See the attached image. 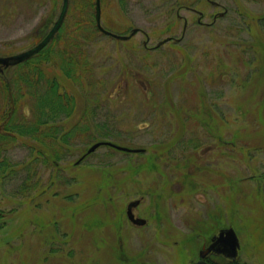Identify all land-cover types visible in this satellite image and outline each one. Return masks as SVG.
<instances>
[{"label":"rangeland","instance_id":"rangeland-1","mask_svg":"<svg viewBox=\"0 0 264 264\" xmlns=\"http://www.w3.org/2000/svg\"><path fill=\"white\" fill-rule=\"evenodd\" d=\"M217 1L219 7L207 0H102L105 28L141 31L128 40L104 34L90 47L102 86L97 90L81 93L59 69H49L77 98V110L64 125L85 121L94 137L105 127L109 135L99 138L146 151L102 145L75 164L89 147L76 137L58 171L38 165L35 179L40 183L25 198L19 187L34 168L18 166L0 181V208L12 210L0 229V264H120L115 228L124 219L112 218L140 197V186L142 191L158 189L164 182L173 189L172 195H163L170 215L181 219L213 211L223 189L224 201L215 207L237 229L241 259L264 264V189L242 193L249 187L244 183L253 189L251 175L264 171V147L258 148L264 145V0ZM62 5L63 0H0V56L31 48L39 26L51 20V28ZM187 7L202 11L206 23L214 13H226L205 26ZM169 36L182 39L157 46ZM97 92L100 97L94 99L103 107L82 120L85 103ZM223 134L224 144L217 145ZM27 141L11 146L7 157L14 163L27 161L32 155V141ZM137 166L145 172L142 185ZM239 196L247 201L241 203ZM165 213L162 204L160 216ZM132 232L125 235L123 247L141 250L145 244ZM178 240L168 250L175 246L173 262L189 264L198 243L191 233ZM159 256V264H172L171 259L165 262V254Z\"/></svg>","mask_w":264,"mask_h":264},{"label":"trees","instance_id":"trees-1","mask_svg":"<svg viewBox=\"0 0 264 264\" xmlns=\"http://www.w3.org/2000/svg\"><path fill=\"white\" fill-rule=\"evenodd\" d=\"M95 3V0H77L73 6L69 0L65 20L53 39L30 58L0 70V181L18 170V166L25 169L31 165L30 171L35 170L23 179L18 191L23 198L30 196L40 183V179H35L38 165H53L58 170L59 161L71 153L76 137L90 146L104 140L98 135H109L108 128L96 124L100 129H96L98 134L94 137L85 121L65 127L64 120L77 110V98L64 87L57 74L49 73L51 67L59 69L66 79L82 89L81 93L102 87L90 50L105 34L96 24ZM50 23L51 20L44 21L39 26L37 42L47 34ZM93 96L85 103L82 120L94 117L103 107L99 98L94 99L100 97V92ZM28 139L32 141L31 157L23 162L11 161L7 157L8 149L16 143L26 144ZM11 212L0 208V229L7 224L6 216Z\"/></svg>","mask_w":264,"mask_h":264},{"label":"flooded vegetation","instance_id":"flooded-vegetation-1","mask_svg":"<svg viewBox=\"0 0 264 264\" xmlns=\"http://www.w3.org/2000/svg\"><path fill=\"white\" fill-rule=\"evenodd\" d=\"M209 3H212L214 7L220 6V3L217 0H207ZM239 5V4H238ZM190 8V7H187ZM191 11H194L199 14V17L197 19L199 24H203L205 26L212 25L215 19H217L219 16H223L226 13V10L218 11L217 13L213 14L214 20L211 22H202V18L204 16L203 12L197 11L195 9L190 8ZM177 16L180 18L182 17L177 11ZM188 20L186 17H184V29L188 26ZM168 38V37H167ZM182 37L174 38L172 36L169 37V40H173L176 42L177 40H181ZM149 40V39H148ZM148 40H145L144 44H148ZM160 45V44H159ZM157 45V46H159ZM264 93V92H263ZM223 115V114H222ZM210 136H214L213 134ZM215 137V136H214ZM223 137V138H222ZM216 139L217 145L224 144V134L219 137L217 136ZM222 139V140H221ZM220 148V146H217ZM258 147V148H263ZM146 149H144V152ZM264 152V150H263ZM143 153V152H142ZM241 153V152H240ZM90 155L88 152H85L83 156L79 157V159L75 162V164H80L83 161L87 159V157ZM58 164V163H57ZM62 168V167H61ZM136 169V176L137 179H141L140 184L138 182V185L144 184V174L145 172L140 171V166L134 167ZM131 167L124 168L125 172H129ZM171 169V168H169ZM249 169L251 170V167L249 166ZM153 170L156 171V168L154 167ZM58 171V170H57ZM237 171V170H236ZM134 174V173H133ZM133 176V175H132ZM58 178V177H57ZM252 180H255L254 184L251 186H254L253 189H251L249 183H244L245 185H249V187L245 186V189L242 190L243 194H252L253 191H255V188H263L264 189V171L262 173H254L251 175ZM80 181V180H79ZM54 180L52 181V183ZM77 182V181H76ZM165 184L162 185V188H153V189H146L145 191H142V188L140 186V197H135L130 199L126 207L124 208V211H121V213H118L116 217H113L114 221L118 218V216L123 215L122 218L123 223L115 228V233L117 237L120 239V245L119 246V258H120V264H159L157 262V258H159L160 254L166 255V261L172 260V264H175L173 262L174 259V247L170 249V252L168 251L170 246L177 245L179 243V238L182 237L183 234L188 233L193 235L195 238V241L197 244V248L194 254L189 258V264H249L241 259V237L235 228V226L231 223H229L227 216L221 212L217 211L216 203H220L221 201H224V190L221 189L220 191L222 193V196L219 198V200L214 201V208L212 209L210 213L202 214L201 217H187L186 219H181L177 217L175 213L170 215V205L166 203V200L163 198L164 196H169L173 194V189L170 186V182H164ZM243 184V183H242ZM114 186H119L120 184L114 183L112 184ZM249 188V189H247ZM162 189V190H161ZM139 189L137 190L138 193ZM132 194V193H131ZM130 194V195H131ZM145 196H148V200L146 201ZM239 199L241 203H243L245 200L244 197L239 196ZM134 202V203H133ZM133 203V204H132ZM172 204L171 202H169ZM218 203V204H219ZM166 206V213L162 217L160 216L161 212V205ZM176 207L173 206L172 211H174ZM248 210V209H247ZM129 211H131L135 218L143 219L140 222L134 221L129 216ZM121 217V216H120ZM125 224V225H124ZM154 224V225H153ZM152 226L153 229L148 230L147 226ZM232 230L236 233L238 240L240 242V248L238 251V255L231 256L229 254L230 252L225 253L224 251H219V248H223L224 246H221L219 243V237L221 234H228V232ZM132 231H137L142 241L145 245H143L141 250L133 251V249H126L123 247V240L125 235H134ZM151 238L155 239V242H151ZM173 243L171 244V241ZM216 243V247H213L212 245ZM171 244V245H170ZM229 251V250H228ZM73 252H71L72 254ZM173 257V258H172ZM48 257L46 256L45 259ZM51 264H53L51 262Z\"/></svg>","mask_w":264,"mask_h":264},{"label":"water","instance_id":"water-1","mask_svg":"<svg viewBox=\"0 0 264 264\" xmlns=\"http://www.w3.org/2000/svg\"><path fill=\"white\" fill-rule=\"evenodd\" d=\"M68 5H69V0H63V5H62V8H61V11H60L58 18L56 19V21L54 22L53 26L48 31V33L38 43H36L31 48H29L25 51H22L20 53L9 55V56H0V70H3L4 67H8L9 65H13V64H17L19 62H22V61L30 58L31 56L35 55L36 53H38L40 50H42L53 39V37L56 35V33L60 29L61 25L63 24L64 19L66 17L67 10H68ZM101 15H102L101 0H96L95 18H96L97 27L102 32L109 34V35H112L116 38L129 39L134 34H136L139 30L138 27H135L129 34L114 33L112 31L106 29L102 25ZM167 40H169V37L162 40L160 42V44H162L163 42H165ZM103 144L111 145V146H114L118 149L126 150V151H132V152H139V151L144 150L142 148H130L127 146L116 144L110 140H105V141H98V142L92 144L89 147L88 152L94 151L95 149H97L99 146H101ZM129 216L136 222H140L143 220V219L135 218L131 211H129ZM219 241H220L219 243L221 244V246H224V249L221 247L218 249L219 251H224L225 253L230 252L229 254H231V256L238 255V251L240 248V242L238 240L236 233L233 230H232V233L230 230L227 235L221 234V236L219 237ZM216 245L217 244L214 243L212 246L216 247Z\"/></svg>","mask_w":264,"mask_h":264}]
</instances>
